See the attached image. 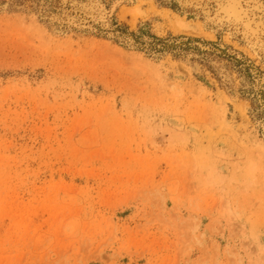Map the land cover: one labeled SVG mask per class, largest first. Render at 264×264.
<instances>
[{"label": "rangeland", "instance_id": "374dc122", "mask_svg": "<svg viewBox=\"0 0 264 264\" xmlns=\"http://www.w3.org/2000/svg\"><path fill=\"white\" fill-rule=\"evenodd\" d=\"M239 1L0 0V264H264Z\"/></svg>", "mask_w": 264, "mask_h": 264}, {"label": "bare ground", "instance_id": "6f19581e", "mask_svg": "<svg viewBox=\"0 0 264 264\" xmlns=\"http://www.w3.org/2000/svg\"><path fill=\"white\" fill-rule=\"evenodd\" d=\"M232 2L235 4V5H237V6H240V5H242V4H240V1L239 0H232ZM241 9V8H240ZM239 12V11H238ZM242 17H246L245 18V26H246V28H252V26H251V22H250V19L248 18V13L246 12V11H243L242 12ZM241 15V14H240ZM244 22V21H243ZM176 28H178V27H176ZM179 29V28H178Z\"/></svg>", "mask_w": 264, "mask_h": 264}]
</instances>
